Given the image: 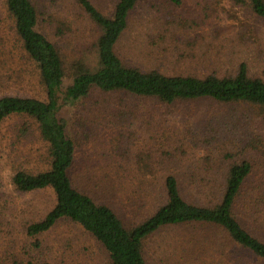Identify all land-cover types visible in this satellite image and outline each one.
<instances>
[{
	"label": "trees",
	"instance_id": "trees-1",
	"mask_svg": "<svg viewBox=\"0 0 264 264\" xmlns=\"http://www.w3.org/2000/svg\"><path fill=\"white\" fill-rule=\"evenodd\" d=\"M140 1L114 0L106 15L91 0H76L100 33L95 41L94 63L87 66L74 62L71 82L64 85L66 71L59 46L38 28V3L0 0L10 33L0 38L12 40L11 59L19 63L16 75L24 78L25 85L32 80L39 88L35 94L28 87H23V93L0 94V129L7 119L22 120L16 138L35 134L43 145L47 166L37 171L16 170L12 183L21 192L50 188L54 195L53 207L42 219L27 225V235L34 238L65 219L99 241L111 264H146L143 247L149 236L165 227L186 225L218 231L225 237L233 251L229 252V264H264V118L251 119L242 111L235 112L236 105L264 111V80L250 76L244 61L237 63L233 73L202 77L125 64L115 46ZM160 1L181 4V0ZM248 4L251 12L264 21V0H248ZM96 92L125 97V104L111 107L108 115L120 112L144 122L147 132L162 139L166 147L161 156L150 158V167H144V173L137 175L139 180L148 178L151 183L133 193L130 205H144L141 199L150 197L153 207L147 206L151 212L129 227L109 204L99 203L76 188L70 175L76 142L60 111ZM244 121L249 122L244 137L247 148L262 159L260 171H253L249 159L232 161V147H227L231 139L220 143L217 136L225 132L220 129L224 122L243 128ZM170 122H178L180 130ZM202 142L204 145L198 146ZM193 147L197 151L192 152ZM114 164L112 160L109 167H116ZM158 164L169 165L172 171H152ZM102 177L106 192L114 194L122 189L117 186L119 173L107 172ZM160 194L165 200L157 204ZM34 245L40 243L35 241ZM237 253L242 255L236 257Z\"/></svg>",
	"mask_w": 264,
	"mask_h": 264
},
{
	"label": "rangeland",
	"instance_id": "rangeland-1",
	"mask_svg": "<svg viewBox=\"0 0 264 264\" xmlns=\"http://www.w3.org/2000/svg\"><path fill=\"white\" fill-rule=\"evenodd\" d=\"M34 1L39 6V30L59 46L66 71L64 85H67L71 82L74 62L87 66L94 63L100 29L76 0ZM91 1L102 13L110 14L114 0ZM5 16L0 6V36L10 34ZM9 40L0 38V94L23 93V87L35 94L39 88L34 81L25 85L24 78L16 75L19 63L11 59L12 40ZM115 50L129 66L199 77L233 73L237 63L244 61L250 76L264 80V21L251 12L248 0H181L179 6L160 0H141ZM120 95L96 92L76 106L63 107L60 116L66 119L68 131L76 142L70 171L73 185L95 201L109 204L129 227L151 212L146 210L147 206L153 207L148 201L150 197L141 199L144 205H130L133 193L151 183L148 178L139 180L137 175L144 173L143 168L150 167V158L161 156L166 147L162 146V139L147 132L144 122L120 112L108 115L111 107L125 104V97ZM236 106L235 112L242 111L251 119L264 118V111L249 105ZM244 122L243 128L224 122L220 129L224 128L225 132L217 136L220 143L231 139L227 147H232V161L249 159L253 171H260L262 159L255 150L247 148L244 137L249 122ZM168 124L180 130L178 122ZM20 125L22 120L10 118L0 129V264L23 261L111 264L99 241L68 220H59L49 231L34 238L27 235V225L42 219L53 207L54 195L50 188L21 192L12 183L16 170L37 171L47 167L43 162V145L35 134L16 138L15 131ZM192 149L197 151L195 147ZM112 160L116 167H109ZM157 168L162 174L172 171L169 165L159 164L152 171ZM107 172L119 173L117 186L122 189L114 194L104 188L102 175ZM159 196L157 204L165 200V196ZM35 241L40 245L36 247ZM185 247L191 250L185 251ZM231 248L218 231L179 225L162 228L149 236L143 254L146 264H229Z\"/></svg>",
	"mask_w": 264,
	"mask_h": 264
}]
</instances>
